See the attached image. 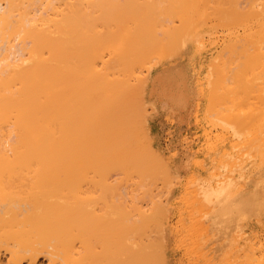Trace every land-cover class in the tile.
Listing matches in <instances>:
<instances>
[{
  "label": "bare ground",
  "instance_id": "1",
  "mask_svg": "<svg viewBox=\"0 0 264 264\" xmlns=\"http://www.w3.org/2000/svg\"><path fill=\"white\" fill-rule=\"evenodd\" d=\"M119 1L120 0H99L97 3H94L92 0L93 4H91V2L89 3V5H87L88 0L87 2H85L87 4L79 0L78 2H81V4H83L84 6H89L88 8H85L87 6L83 7V5L81 4L80 6L79 4L76 5L77 2H73V0H0V248L2 246L6 247V250L8 252V264H44L42 262V259H45L47 261V264H156L159 263L157 261L158 257L161 258L160 254L162 255L164 253L163 241L161 243L162 247L160 242L158 241L159 239L161 241V238L158 236V239L157 235H155L156 237L152 235L154 238H157L156 240L158 241V244L155 245L151 241L152 236L148 237L147 234L149 233V231L147 232L148 229H150V231L152 230V227H150L149 224L155 226L157 222H159V220L155 221V224L152 223L153 221H150L153 218L155 211H167L165 202L163 204V201H158L159 199L157 200L156 195L154 194L155 191L152 192L151 190L153 188H151L150 185H152L153 181L151 180L152 176L150 178V175L148 174L151 172V175H153L154 171L152 172L151 170L148 173V171H139L140 168L138 170L135 169L137 173L135 172L136 174H134L136 175L137 179L133 180L131 184H124L122 181L123 179H119L121 178V174L119 175V173H117V170L122 169L124 162L122 163L123 165L121 169L115 167L116 164H119V162L121 164V161L118 158L114 159L115 155L113 157L107 155L111 149H108L109 151L107 152L105 151L107 148L104 142L105 138L103 137L104 139L102 140V136L105 135V132L108 133V135L110 134L109 136L111 137H114L115 135H119L122 137L129 135V126L133 121H129V123L126 118L131 115L132 117L137 118L138 116L140 117L139 114H141H135V112L137 111V107L134 106L136 108H134L135 112L132 108L130 109L133 110L131 111V115H127V113H129L127 111L129 110V106L133 107L132 105L138 104L133 101V97L130 95L131 90L129 87H131L132 85L131 76L135 75L136 70H139L140 67L146 65L148 62L151 63V59L153 58V56H155L152 54L151 57V51L149 50L150 48H148V46L151 47L150 43H145L147 44V48H144L145 45H142L144 44L143 39H145V41H147L148 39L149 42L150 40L151 42L152 40L158 41V37L161 35L160 39H164L165 41V38L167 37L165 36L163 38L162 33L159 35L157 34L158 36L153 34L155 32L151 33L150 30L152 29V27L149 30L151 34L147 32L149 34H146L147 36H142L143 34L141 32L143 31H139V33L135 35L137 25L138 29L142 30L143 27L141 28V24L144 22V20L151 21L153 19L155 20V18L157 17L158 19H160L161 23L158 19H156V21L158 22H155L157 23V25H161L163 22V25L161 27L164 30V22L165 24H168L171 17L169 18V21H167L169 12H165L166 14H164L160 10L161 7L157 5H163L165 9L170 8V11L171 9L173 10V7L175 8L174 10H176V8L178 10L181 8L182 10L183 5L181 4V1L179 2L177 0L178 4L180 3V5L182 6L181 7L180 5H178L180 6V8H178L176 7L175 2V6H172V0H167L168 3L165 0V3L167 5L170 6V2L172 6V8L171 6H168L166 8L164 6L165 3L163 2V0H157L159 1L158 3L161 4H155L157 1L155 2L154 0V4L153 2L151 3L148 0H145L146 3H149L146 4V8L144 7V10L146 11L147 9L150 12L144 11L143 13H146L144 14L146 15V17H142L140 16L141 14L138 13V10L141 4L144 6V0H136L139 2L141 1L140 5L139 2H137L138 5L134 6L135 8L138 7L136 9L133 8L129 0V3L127 2V0H124L128 4L125 3L122 5V3L120 2V4L123 6L122 8L126 7L129 9V7L131 6L133 9L130 7L129 11L132 10L130 13L133 12L134 17H137V19L139 18L138 22H136L134 18L130 17L134 21L133 22L129 20L131 22L130 26L136 22V25L134 26L133 24L132 26L136 28H133L135 31L130 29V31H128L125 28L128 26V22L126 21V23L123 25L122 20H124L125 18L128 19L129 17L125 16L124 19L120 17H123L122 15L128 13L129 11L125 9L127 11H125L124 13L119 11V15L118 13L116 15L114 14L118 12V10L116 11L115 9H113L115 7H113V5L115 3L118 4ZM207 1L205 2L207 4L209 3L210 5V1ZM220 1L221 0H213L212 5H215V3L218 2L221 6L218 7L216 4L215 12H220L218 14H221L222 17H224L225 21L228 22L229 20L227 18H230L231 16V12L229 13V11H231V9H233L232 11L236 10L234 11V15L232 13L233 16H231V20H234L236 24H238L237 22L242 23L245 21L250 26V30L251 28H257V30L259 29V33L257 32L258 36L256 32L253 33H255V37H257L256 39H258L259 41L261 40V42L263 41L264 45V0H235V4L233 0L232 4L230 3V0H226L228 2L227 3L225 1V3H227V6L225 5L226 7L222 3L224 1H221V3ZM135 2H133V4H135ZM206 3H204V6L206 5ZM109 4H111L112 6L111 10H109L106 6ZM188 4L187 9L188 7H190V4ZM222 4L224 6L223 8ZM229 4L231 5V7L234 4L235 8L228 7ZM61 5H63V7H60ZM151 6L155 7L156 9H154L153 7V10L149 9L151 8ZM157 7H159L160 9H157ZM163 7L162 9L164 11L165 9ZM208 7L207 9L209 10ZM216 7L218 8V10ZM117 8L120 9L119 6ZM224 8H226L227 10L228 8L230 9L228 10V14L227 12L223 11ZM140 9L143 8L140 7ZM219 9L223 12L219 11ZM133 10H136L135 13H137L139 17L135 16ZM174 10L173 12H175ZM182 11L181 13H183ZM186 11L188 12V10ZM210 11L212 12V9H210ZM61 13L62 15H60ZM93 14H96L97 16L103 15L102 18L100 16L99 19L97 16L95 18L100 20V25L102 24V26L104 25V28H107L106 30H104L107 31L106 33L102 34L101 32V35L100 33H97L100 36L97 35V37L99 36V38L96 37V41L97 39L101 40H98L99 46L101 47L98 46L99 48L97 49V52H90L88 48H86L88 47V44L90 45L91 43L87 41V39L91 36L92 33V26L91 28L89 27L91 29V31H89L86 24L89 23V21L91 20L89 17ZM176 14L177 13L175 12L174 15ZM211 14L212 16L218 15L215 13L213 14V12ZM115 16H118V18L114 19L113 21V18H115ZM183 16L186 17L187 15ZM149 17L151 18V20ZM160 17L166 18L167 20H162V18ZM108 18H110L111 22H113L112 24L109 21L110 19L108 20L109 23L112 24L111 27H107L108 25H110L109 23H106L108 21L103 23L101 21L102 19L104 21ZM98 20H96V23ZM140 20L141 22H143L139 25ZM164 20H166L168 23H166V21ZM93 21H95V19ZM180 21L182 23L185 20ZM155 22L153 23V25H155V28L157 27V29H159V25L157 26ZM232 22L233 21H231V23ZM104 23H106V27ZM146 23L147 22H145V24ZM89 25L92 24L89 23ZM97 25L96 27H98ZM189 25L191 26V24ZM146 27L149 28V26ZM180 28L181 27H179L178 29ZM245 28L246 27H244V29ZM183 29L181 28L180 30L182 31ZM186 29L187 28H185L184 30ZM171 30L173 29L171 28ZM96 31H98L97 28ZM190 31L189 33H187L188 35L190 34ZM157 32L160 33L159 31ZM162 32L164 36L166 31L164 30ZM244 32L246 31L244 30ZM93 34L91 37H95V35ZM174 34L176 35L177 40L178 35L177 33ZM140 35L143 37V39ZM165 35H167V33ZM180 35L182 36V34ZM83 39H85L84 42ZM188 39L189 41L191 40L190 37H188ZM248 39L245 38L244 41H248ZM179 40L182 41L180 36ZM85 41L87 46L85 48H81L82 44H85ZM168 41L166 40L165 42L170 46L171 44H169ZM234 41L236 42V40ZM255 42L258 41L250 40V42L248 41L247 43L255 44ZM237 44H240L239 41ZM237 44L236 46H238ZM97 45H93L94 49ZM257 45L255 44V47L257 46L258 48L260 46L261 49H264L262 43H257ZM152 47L154 48V46ZM248 47L247 50L249 49ZM242 48L245 47L243 46ZM84 49H87V52H84ZM254 49L255 48L251 50L254 52ZM225 51L228 52V50ZM229 51L231 52V54H229V52L228 54L232 55L231 60L234 61V64H232L233 62H229L230 64L235 65L236 62L234 57H238L239 55H237V53L236 56H234L232 54L233 51ZM237 51L238 50H236L235 53ZM107 54L109 55V57H106ZM256 54H258V51ZM242 55L243 54H241L240 56ZM220 56L222 57L224 55L222 54ZM251 56H253V53ZM221 57L216 58L217 61L219 59V66L220 60L221 62H223L222 60H224L223 58L221 59ZM225 57L226 60L224 62H227V59H229L230 56L228 57L227 55L224 56V58ZM261 57H263L262 59H264V56ZM236 59L238 60V58ZM247 63L250 64L248 61ZM241 64H238V66ZM262 64H264L263 61ZM153 65V63L149 65L150 70H148L150 73L147 75V78L145 77L146 79H144L143 81L141 80L142 87H140L141 85L139 86L140 90H142L141 93H139L141 94V99L144 100L145 104L151 105L153 102L151 103V100H148V92L150 93L151 90H161V93L165 98V102H168V104L170 103L171 105H183V103L186 101L183 90H189V84L187 82V71L181 67L179 62L174 65L160 66L154 70L152 69L151 71ZM221 65L222 67L224 66V64ZM250 65H252V63ZM246 66L247 64L244 68H246ZM240 67L242 68V66ZM229 68L230 67H228L227 69ZM234 68L236 69L235 66ZM254 68L260 70V67ZM224 70L226 69L224 68ZM247 70H249V68H247ZM229 73L232 72L230 71ZM233 73L231 75H233ZM246 74L247 73L242 74L244 78ZM231 75L230 81L231 79H233ZM247 75H249V73ZM234 76L238 77L236 75ZM257 78L259 79V77ZM241 80L243 81V78ZM249 80L251 79L249 78ZM254 80H256V77H254ZM257 81L263 86L258 88L261 91L264 90V82H259V80ZM247 82L249 83V81ZM236 83L237 82H233V85H235ZM239 84H241L240 81ZM219 86L221 87L222 85ZM227 87L234 88L233 86ZM248 87L247 90H250L248 89ZM258 88H256L257 93H259ZM213 91H210V93ZM261 91L260 93L262 95L263 91ZM246 92H242V95L244 97L246 96V94L250 96H253L254 94L256 96L257 94L254 90L248 91L249 93L253 92V94H249L248 92ZM215 93L216 92L212 93V95L210 96L213 97V94ZM239 94L240 93H238L237 95L241 98L242 96L241 94ZM222 95L219 96L222 97ZM237 95L234 96L237 97ZM248 95L246 97L249 98ZM263 95L260 96L259 94L260 97L264 98ZM259 96L257 98H259ZM238 97L237 99H233L238 100ZM215 98L212 101L216 100L215 105H217L218 101L220 102L221 98L218 99V101ZM128 101H132V104H129L127 108V103H129ZM212 101L210 100L211 103ZM240 101L243 100H238L236 104L233 102L234 105H231V103L229 102L227 103L228 105L225 104V102H222L226 106L231 105L234 107L236 105V107L240 108ZM258 102H255L256 104L253 103V105L258 106ZM263 102L261 101L262 107L264 106ZM250 103L249 105H251ZM215 105H211L212 108L209 111H213L212 109ZM244 105L247 104H243V108L245 107ZM257 106L256 108H258L259 111L260 107ZM139 107H141L140 104ZM145 107L146 106L143 105V108ZM242 107L241 110L246 109H243ZM219 108H221V106H219ZM249 108L250 107H248L247 109ZM227 109L228 108L226 107V111ZM234 109L236 110V108ZM224 110L225 109H223V111ZM228 110H230V108ZM261 110L264 111V109L262 108ZM258 111H256V114L260 113V111ZM263 111L261 112V114L264 113ZM230 112H232V110ZM245 112L242 113L239 117L242 118V115L244 117H247L246 114L248 115L249 113L245 114ZM223 114H225V116ZM223 114L221 116L226 118L227 116H230V113L229 115H227L226 113ZM141 116L144 118L142 119L144 130L143 133L145 134L144 136H146V138L151 141L153 138L151 134L152 129L150 130L147 114L142 113ZM233 116L236 117L237 114L234 113ZM251 117L255 120L253 116ZM232 118L233 117L231 115V119L229 120L232 121L234 119ZM246 119L248 122V118ZM256 120H258V118ZM239 122L240 120L237 121V124ZM241 122L243 124L245 123V121ZM259 122L257 121V123ZM134 124H136V122H134ZM240 125L238 129H241ZM254 125H256V123H254ZM244 127L241 129L242 131L245 130ZM131 131L132 130H130V134ZM235 132L237 133L236 130ZM126 137H128L129 139V136ZM252 144H254V142ZM260 144L258 143L257 146H259ZM79 145L81 152L78 151V149L76 150L80 153L79 155L84 152L85 158L83 155V165H78L77 158H74L72 160V157H74L73 155L75 154L74 149L76 146L78 148ZM253 146L249 147L254 148ZM263 146L261 145V147ZM109 147L110 146H108V148ZM130 147H132L131 150H134L133 146ZM111 148H113V144L111 145ZM104 151L106 152V154H104ZM136 151L138 152V155L135 156L136 158H132L133 155L132 157L130 156L133 161L136 160L137 157H139L140 159L142 158V156H139L141 155V153H139L138 150ZM157 153L158 152L156 151V154ZM76 155H78V153ZM158 155L159 154H157L156 156ZM254 155L256 156V154ZM70 156H72L71 161L69 160ZM111 157L114 159L113 165L115 164L114 166L112 165V167H115V169L117 168V172L115 171L116 173L114 172V169L113 171L108 170L110 169L109 162H112ZM91 158L92 162H94V169L92 168V170L87 169V165L91 163L89 161V159ZM126 158L127 157H125V159ZM61 159L65 161V163H63L64 166L62 169L60 168ZM148 160L151 159L148 158ZM140 162L145 164L144 162L139 161V165L135 163V165L133 166H136L137 164V166L140 167ZM151 162L152 160L146 164L149 165L150 163V165H152ZM143 168L147 169L149 167L146 165V168L144 166ZM162 168L164 169L163 166ZM262 169L264 170V162ZM114 174H116L117 176ZM118 175L120 176L119 178ZM114 176L116 177L114 178ZM234 180L237 181V178L234 177ZM229 187L232 186H226L223 188L222 186H220L219 188H221V192H219L217 196L215 195V201L218 205L216 209L217 212H219L220 218L221 215H223V210V212L227 214H229L230 212L234 213L235 211L239 213L241 211L246 215V213L244 212L245 209L240 207L242 201H233V196L235 194L232 193V191L230 190L231 188L228 189ZM207 196L209 197V200L207 202H209L210 199H215V196L214 194H212V192H208L206 197ZM72 198L75 200H73ZM255 200V192H253V207L257 205V201ZM253 207L251 210L252 212H247L248 215L255 211ZM238 220H240V218ZM226 223H228V221H226ZM183 225L185 224L183 223ZM156 226H158V224ZM156 228L155 231L159 229ZM157 232H159V230ZM207 235L209 234H206V236ZM153 237L152 239H154ZM179 240H177V242ZM164 255H162V257L166 258V256L164 257ZM163 261L165 260L163 259ZM3 262L4 261H2L0 257V264H4Z\"/></svg>",
  "mask_w": 264,
  "mask_h": 264
},
{
  "label": "rangeland",
  "instance_id": "2",
  "mask_svg": "<svg viewBox=\"0 0 264 264\" xmlns=\"http://www.w3.org/2000/svg\"><path fill=\"white\" fill-rule=\"evenodd\" d=\"M64 1H66V0H64ZM74 1L77 2V4L76 3H74V4H76V5L79 4V6H80L81 2H78L79 0L78 1L73 0V2ZM81 1L83 3L87 2V0H81ZM98 1L99 0H95V1L93 0L94 3H97ZM135 1L129 0V2H131V4H132L133 8H135L134 6L135 5L137 6L138 5L137 2H139V1H136V2ZM148 1L151 3L153 2V4H154L157 0H154L155 2L153 0H148ZM178 1L182 2L181 4L183 5V8H182L183 11L181 10V8H180L181 5H180V3L178 4L177 0H172V3H173L172 6L174 5V2H175L176 7L180 8L179 10H181L183 13H181V11H179L177 8H176V10H178V11L174 10L175 8L173 7V10L177 13L176 15H174L175 12H173L172 9H171V11L173 14L171 13L170 8L165 9L163 7V5H161V6L157 5V6L161 7V9L159 7H157V9H160L164 14L169 12L168 17H167L168 20L166 18L160 17V18H162V20L166 19L167 21H169V18L171 17L170 22H169L170 24L166 20H164V21H166V23L169 24V25L165 24V22H164V26H165L164 30L166 31L165 34L167 33V35L164 34V36H163V32H162L164 30L161 27L163 25V22L161 25L158 24L160 30L157 29V27L155 28V25H153V23L156 21V19H158L157 17L155 18V20L153 18H152L153 20H151V18L149 17L151 21L144 20V22L142 21L143 23L140 20L139 25L142 23L141 28L143 27L145 29L142 28V30H139L138 25H137L138 31L137 30L135 31L134 29L136 27H132V26H133V24H134V26L136 25V22H138L139 18L137 19V17H134L133 12L130 13L132 11V10L129 11L131 6L129 7V9L126 7L122 8L123 4L129 3L128 0H127L128 3L125 2L124 0H122V1L120 0L118 3L119 5L117 3H115L113 5V7L115 6L113 9H115L116 11L118 10V12L115 11L116 12V13H114L115 15L117 13L119 15L120 14L119 11H121L123 13L127 10L129 11L128 12L129 14L125 13L124 15H122L123 17H120L123 19L125 18V16L129 17L128 19L125 18L124 20H122L123 25L126 23V21L129 23V24L127 23V25L129 27L127 25H126L127 27H125L128 31H130V30L135 31V35L138 34L139 31H143V32H141L143 34L142 35L143 37L147 36L153 32H155V33H153L154 35H157V34L159 35L162 33V37L164 38L165 36H167L168 38L166 37L165 39L167 41L169 39L168 42H169V44H171L169 46L165 42L166 40L164 41V39H160L161 35L158 37L161 41L159 39H158V41L152 40L153 44H152L151 40H150V42L148 39H147V41H145V39H143V37L140 35L142 37V39L144 40V44H142L143 46L145 45L144 48H147V44H145V43H147V42H148V44L150 43L151 47L148 46V48H150L149 50L151 51V57H152V54L155 56H153V58L151 59V63L148 62L146 65L140 67L139 70H136L135 75L131 76V82H132L131 87L132 88L129 87L131 90L130 95L133 97L132 98L133 101H135L138 104L132 105L133 107H131V106H129V104H132L131 103L132 101H130V102L128 101L129 103H127V108L129 106V110H127V111L129 113H127V115L128 116L131 115V113H132L131 111H133L135 107H137V109L135 108L137 111L139 109L138 112L137 111L135 112V110H134L135 114L136 113H138V114L139 113H141V114L145 113V114H147V117L150 114L149 105L145 104L144 100L141 99L142 98L140 96L141 94H139L142 91V90H140V87H142V85H141L142 81L144 79H146L147 75L150 73L149 72V70H150L149 65L152 63L154 64L153 67L151 68V71H152V69L154 70L160 66L174 65L177 62H179V64L181 65V67L184 70H186L188 72V69H189L190 74L195 79L196 89L197 90H207V94L205 95L206 97L204 98V100L202 102V110H205V108H206V111L208 112V113H206V115L203 113L204 117H206L208 119L207 120L208 123H207V126H205V127H199L197 133L194 136V140H195V146H194L195 151H194V153L198 154V155L204 154L203 152H207V154H211L212 152H217L220 150V144L221 143L222 144L228 143V146L225 148L224 155L222 157L218 158V157L213 156L212 158L209 157L208 159L195 158V159L189 160V162H191L190 168L193 167V169L190 170L191 173L186 174V175H179L177 170H176V166L181 167L183 164H181V165L177 164L176 166H174L173 164H174L175 160L169 158L167 155L168 153H165L163 151V149L159 148L153 142V140L149 141V139H147L146 136H144L145 134L143 133L144 130H143V125H142V119H144V118L141 116V114H139L140 117L138 116L137 118L132 117V115H131L127 118L125 117L128 120V122L133 121L131 123L129 122L130 123L129 135H126V136H129V139L126 136L122 137L119 135H115L116 137L112 136L114 138L113 139L111 136H109L110 134L108 135V133H106V132H105V135L102 136V140L105 138L104 142H105L106 148H107L105 151L106 152L109 151L108 149L112 150V151L110 150L107 155H110L112 157L115 155L114 159L118 158L121 161V164L119 162V164H116L115 167H118L121 169V167L123 165L122 163L124 162V165H123L124 168L122 167L121 170H117V168L115 169V167H112L114 159L111 157L112 162L111 161L109 162V164H110L109 168L110 169H108V170L113 171V169H114V172L117 170L118 172L117 171L116 172L119 173V175L121 174L120 175L121 178H119L120 177L119 175H118V178L120 180L123 179L122 181L124 184H126V183L131 184L133 182V180L137 179V177L135 175L137 173V171H135V169L138 170L140 168L139 171H148V173L151 170H152V172L154 171L153 172L154 174L152 173L153 175H151V172L148 174V175H150V178L152 176L151 180L153 181L152 185H150L151 188H153L151 190H152V192L155 191L154 194L156 195V199L157 200L159 199L158 201H160V202L163 201V204L165 202V205L167 207V211L166 210L165 211L161 210V212H159L160 210L155 211V214L150 221H153L152 223H155V221H158V220H159V222L160 221L161 222H160V224H159V222H157L158 226H156L157 224L155 223L156 224L155 226L157 228L154 225H153L154 226L153 227L152 225L149 224V226L152 227V230L151 231H150V229L147 230V232L149 231V233H147L148 237L152 236V235L153 236L157 235V238H158V236L161 238V241L158 238L159 239L158 241L160 242V244L163 241L164 253L162 255L165 254L164 257L166 256V258H163L162 255L160 254L161 258L158 257L157 262H159V263H156V264H264V210H263V208H264V170L262 169L263 162H264V157H263L264 154H262V153H264V146H263L264 145V138H263V136H264V133H263L264 132V130H263L264 129V127H263L264 126V121H263L264 113L261 114V112L263 111V110H261V108L264 109L263 108L264 106L262 107L261 101L263 102L264 98L260 97L264 94V90H262L263 94L261 95V93H260L261 90L259 88L263 87V86L261 83H260L261 84V86H260V84L257 81V80H259V82L260 81L264 82L263 81L264 80L263 79V77H264V73H263L264 72L263 71L264 70V68H263L264 64H262V61L264 62V59H262L263 57H261V56H264V52H263L264 49L263 48L261 49L260 46L258 47L259 49L257 48V46H258L257 43L258 44L262 43V45H263V41L261 42V40L259 41L258 39H256L257 37H255V33H253V32H256V34L258 36V33H259L258 30L259 29L257 30V28L256 29L251 28V30H252L251 31L250 26L245 21L242 23L237 22L238 24H236V22H234V20H231V16H233L235 14L234 11H236V10L232 11L233 9H231V11H229V13L231 12V14H230L231 16H230V18H227V19L230 22L229 21L227 22V21H225L224 17H222L221 14H218L220 12H218V11L215 12V5L216 4L218 7H221L218 2L217 3L214 2L215 5H212L213 0H209L211 3L209 5V3L207 4L205 2L207 0H188L189 4H190L189 5L187 0H178ZM209 1H207V2H209ZM221 1H224L222 3L224 4V6L225 5L227 6L228 2L226 0H221ZM221 1H220V3H221ZM225 1L227 3H225ZM230 1L229 2L231 4L233 1L235 4V0H233V1L230 0ZM91 2H92V0H88V4L87 3H85V4L89 5V3H91ZM93 2L91 4H93ZM120 2L122 3V5L120 4ZM133 2H135V4H133ZM144 2H145L144 6L141 4V1L139 2V5L140 4L142 5V6L140 5V7L143 9H140V7H139V10L137 9L138 13L141 14L140 16H142V17L143 16L146 17V15H144L146 13H143V12L145 11L144 9L146 8V4L149 3V2L146 3L145 0H144ZM158 2L159 1H157L155 4H161ZM163 2L165 3V0H163ZM166 2H167V0H166ZM204 3H206L205 6H204ZM169 4L171 6L170 2H169ZM187 4L190 6V7H188V9H187ZM223 4H222V8L224 7ZM234 4L232 7L235 8ZM81 5H83V4H81ZM87 5H85V6H87ZM178 5H180V6H178ZM85 6L83 5V7H85ZM106 6L108 7L109 10L112 9L111 4L106 5ZM118 6L120 7L121 10L119 8H117ZM164 6L167 8L169 5H167L165 3ZM172 6H171V8H172ZM60 7H63V5H61ZM88 7L89 6H87L85 8H88ZM152 7L153 6H151V8H149V7H147V8L153 10ZM155 7H156V5H155ZM155 7H153V8L156 9ZM162 7L166 11L165 10L163 11ZM207 7L209 8V10L207 9ZM228 7H231V5L229 4ZM136 8H138V7H136ZM125 9H127V10H125ZM185 9L188 10V12ZM210 9H212L213 14L215 13L218 15L212 16V14H211L212 12L210 11ZM167 10H169V11H167ZM217 10H218V8H217ZM228 10H230V9L228 8ZM228 10L226 8H224L223 11L227 12V14H228ZM148 11L149 10L146 9L145 12H148ZM208 11H209L210 15L208 14ZM219 11H221V10L219 9ZM223 11H221V12H223ZM135 12H136V10L134 11L135 16L139 17V15ZM232 13H233V15H232ZM60 15H62V13ZM183 15H187L186 16L187 18ZM96 16H97L96 14H93L89 17L91 19L89 21V23L92 25H89V23L86 24L89 31H91V29H92L91 36L93 33H94L93 35H95V37L94 36L93 37L90 36L91 38L89 37L91 39V41L89 38L87 39V41L91 42L90 45H92V46L97 45V44L98 45L95 47V49H94V46L92 48V46H90L89 44H88V47H86L87 44L85 41V44L83 43L84 45L82 44V47H81V48H85V47L88 48V50L90 52H97V49L99 47H101V46H99V42H98L99 39H97V41H96V37H97V35H99L97 33H100V35H101V32H102V34L107 32V31H104L107 28H104V25L102 26V24L100 25V23H99L100 20H98L100 17L102 18L103 15L102 16L98 15L97 16L98 19L95 18ZM130 17L134 18L136 20V22L133 23L134 21ZM220 17H221V19H220ZM116 18H118V16H115V18H113V21ZM208 18H209V20H208ZM92 19L93 20L95 19V21H93ZM109 19L110 18H108L107 20H104V21L102 19L101 21L103 23V22L108 21ZM140 19H141V17H140ZM96 20H98L97 21L98 25L96 23ZM129 20L133 21L132 22L133 24L131 26H130L131 22ZM158 20L160 22V19H158ZM180 20H182V21L185 20V21H183L181 23ZM109 21H110V23L113 24V22H111V19ZM109 21L106 23H109ZM231 21H233L234 23L233 22L231 23ZM145 22H147L146 24H150V25H146ZM156 22H158V21H156ZM106 23H104L105 27H106ZM174 23H176V24H174ZM244 23H246V24H244ZM112 24L108 25L107 27H111ZM178 24H181V25H178ZM189 24H191L192 27ZM96 25L98 27H96ZM156 25H157V23H156ZM91 26H92V28H91ZM146 26H149V28ZM151 27H152V29L150 30ZM166 27H168V28H166ZM179 27H181L182 29L183 28L184 29L187 28V29L186 30L183 29L181 31L180 30L181 28L178 29ZM244 27H246V28L244 29ZM96 28L98 31H96ZM100 28L102 29V31ZM171 28L173 30H171ZM149 30L151 33L149 32ZM244 30L246 32H244ZM157 31H159L160 33H158ZM184 31H185V33H184ZM189 31H190V34L188 35L187 33H189ZM147 32H149V34ZM174 33H177V35H178L177 40H176L177 37ZM180 34H182V36ZM171 35H173V36H171ZM187 35L193 41L190 40L191 41L190 42ZM99 36L97 38H99ZM179 36L181 37L182 41L179 40ZM201 36H202V38H201ZM243 36L247 39L250 38V39H248L249 42H250V40H253V41L257 40L258 42H255V44L257 46L255 47L254 43L248 44L247 43L248 41H244L245 38ZM185 37H187V38H185ZM239 37L241 39L242 38H244V39L241 40ZM173 38H174V40H173ZM183 39H184V41H183ZM84 40L85 39H83V42H84ZM234 40H236V42ZM93 41H95V42H93ZM99 41H101V40H99ZM238 41L240 44H237ZM240 41H242V42H240ZM230 42L232 45L230 44ZM94 43H96V44H94ZM246 43H247V45H246ZM236 44L238 46H236ZM152 46H154V48ZM223 46H226V47H223ZM243 46L245 48H242ZM170 47H172V48H170ZM229 47H230V49H229ZM247 47L249 48L248 50H247ZM223 48H225V49H223ZM250 48L252 50H253V48H255V49L257 48V49L256 50L254 49V52H253ZM242 49H244V50H242ZM81 50H83V49H81ZM86 50L84 49V52H87ZM92 50H94V51H92ZM225 50H228L229 54H231V52L229 50H232L233 51L232 54L234 56H236L237 53H238L237 55H239V56L241 54H243L242 56H240L242 58V61H241V58L239 56L234 57L236 63H235V65H232V64H234V61L231 60L232 55H229L228 52H226ZM236 50H238V51L235 53ZM152 51H153V53H152ZM257 51H258V54H256ZM260 51L262 54L260 53ZM252 53H253V56H251ZM222 54L224 56H227V55H228V57L230 56L229 59H227V62H224L226 60V57L224 58V56H222V57L220 56ZM225 54H227V55H225ZM106 57H109V55L107 54ZM219 57H221V59L222 58L224 59V60H222L223 62H221V60H220V66H219V62H218L219 59H218V61L216 60V58H219ZM236 58H238V60ZM229 61L231 63L232 62L233 63L230 64ZM239 61H240V63H239ZM247 61L250 64L252 63V65L248 64ZM241 62H242V64H241ZM237 63L241 64V65L238 66ZM221 64H224V66L222 67ZM246 64H247V66H246V68H244ZM227 65H229V66H227ZM261 65H262V69H261ZM234 66L236 67V69L234 68ZM240 66H242V68ZM219 67H221V68H219ZM228 67H230L231 69L230 68L227 69ZM254 67H258V68L260 67L259 68L260 70H258L257 68L255 69ZM224 68L226 70H224ZM232 68H234L235 70ZM247 68H249V70H247ZM222 70H224V71H222ZM220 71H222V72H220ZM230 71L232 73L234 72L233 75H231L232 73H229ZM236 72H238V73H236ZM244 73H247V74L249 73V75L246 74L247 77L245 76V78H244L242 75ZM230 75L233 77V79H231V81L233 80L232 82L230 81ZM234 75H236L238 77H235ZM239 75H242V76H239ZM248 76L251 80H249ZM241 77L243 78V81L241 80L242 79ZM254 77H256V80H254ZM257 77H259V79ZM246 78H248V79H246ZM188 79L189 78H187V82L189 84ZM239 81L242 85L239 84ZM247 81H249V83ZM255 81H257V82H255ZM137 82H139V83H137ZM224 82H225V84H224ZM233 82L234 83L237 82L236 83L237 85L236 84L233 85ZM256 83H258V84H256ZM218 84L222 85L223 87L222 86L220 87ZM245 84H247L250 88ZM250 84H251V86H250ZM252 85H254V86H252ZM227 86H233L234 88H232V87L228 88ZM247 87L251 91L254 90L255 92H256V88L259 87L258 88L259 93L256 92L258 95L257 94H256V96H255V94L253 95L256 99L252 95L250 96V95L246 94V96L248 95L249 98L246 96L244 97L242 95V92L245 93L246 91L247 92L250 91V90H247ZM243 90H246V91H243ZM210 91H213V92L210 93ZM240 91H242V92H240ZM214 92H216V93L213 94V97L210 96ZM221 93L225 96H223ZM238 93L241 94V96H242L241 98H240V96L238 97V95H237ZM231 94H233V95H231ZM249 94H253V92L252 93L250 92ZM259 94H260V96H259ZM214 95L216 98L214 97ZM219 95H222V97H220ZM234 95H237L238 100H243V101L239 102L240 106L237 105L240 108L236 107V105L234 107L231 106L233 104V102L235 104H236V102H238V100H234V99H237V97ZM258 96H259V98H257ZM234 97H236V98H234ZM134 98H135V100H134ZM214 98L217 99V101H218V99L221 98V100L223 102H225V104H227L229 102V103H231V105L229 104L230 106H226V105H224V103L221 100H220L221 103L218 101V104L215 105L216 100H214L215 102L212 101ZM226 98L228 101L226 100ZM230 98L232 101L230 100ZM246 98H247V100H246ZM261 98H262V100H261ZM137 100H139L141 103ZM210 100L212 101V103L210 102ZM247 101H249V102H247ZM253 101H255L256 103L259 101L258 106L260 107V109H259L260 113H258V114H256L257 113L256 111H258V108H256L257 105H253V103L256 104ZM250 102H253V103H250ZM249 103L251 105H249ZM139 104L142 108H143V105L146 107L142 109L141 107H139ZM210 104L212 106L215 105L212 109L213 111H209L212 108V106ZM243 104H247V105H244L245 106L244 108H246V109L248 107H250V108L247 110L244 109L242 107ZM219 106H221V108H219ZM254 106H255L256 110L254 109ZM226 107L228 109L230 108V110L227 109V111H226ZM241 107L244 110H241ZM132 108H133V110H130ZM234 108H236V110L237 109L238 110L236 111ZM223 109H225V110L223 111ZM252 109H254V110H252ZM231 110H232V112L234 110L236 112L234 111L232 114V112H230ZM228 111L230 113L229 117L227 116V115H229ZM238 111L240 112V115H239ZM241 111H243V112H241ZM245 111H248V112H245ZM244 112H245V114L249 113L251 116H253L255 118V120L249 114L248 115L246 114L247 117H244L243 115H242V118L239 117ZM214 113H216L217 115ZM223 113H226V114L228 113L226 115L227 118L221 116ZM234 113L237 114L236 117H238L239 119L236 118L235 116H233ZM218 115L220 118L218 117ZM223 115L225 116V114H223ZM231 115L234 118V119L232 118L233 119L232 121L229 120V119H231ZM256 117L258 118V120H256L257 119ZM246 118H248V122H247ZM136 119H138V120H136ZM226 119H228V120H226ZM243 119H246V120H243ZM238 120H240V122L237 124ZM241 121H243V122L245 121V123L243 124ZM257 121L258 122L260 121V122L257 123ZM134 122H136V124H134ZM249 123H251L252 125ZM254 123H256V125H254ZM261 123L263 124V126ZM239 125H240L241 129L245 126L244 127L245 130L243 129L244 131H242L241 129H238ZM246 125L249 127H247ZM259 125L263 128H261ZM233 127H235V128H233ZM130 130H132L131 134H130ZM219 130H221V131H219ZM235 130L237 131V133L235 132ZM238 132H239V134H238ZM133 133H135V134H133ZM230 137H231V139H230ZM255 138H256V140H255ZM126 139H127V141H126ZM259 140H262V141H259ZM251 141H253L254 144H252L253 142H251ZM258 143L259 144L261 143V144L259 146H257ZM110 144L111 145L113 144V148H111ZM253 145H255V146H253ZM261 145L263 147H261ZM108 146H110V147L108 148ZM130 146H133L134 150H131L132 147H130ZM249 146H253L254 148L249 147ZM79 147H80V145L78 146V148H77V146L75 147V149H74L75 154L73 155L74 157L70 156L69 160L71 161V157H72V160L74 158H77L78 165H83L82 159H83L84 152L81 155H79L80 153L77 152V150H76V149H78V151L81 152ZM245 148H247V149H245ZM136 150H138L139 153H141V155H139V156H142V158L140 159L139 157H137V159L133 161L131 159L132 155H133L132 158H136L135 156L138 155L137 154L138 152ZM156 151L158 152L157 154H159L158 156H156L157 155ZM248 151H251V152H248ZM106 152L104 154H106ZM77 153H78V155H76ZM242 153H243V155H242ZM244 154H246V155H244ZM254 154H256V156ZM125 157H127V158L125 159ZM84 158H85V155H84ZM148 158L152 160V162H151L152 165H150V163H149V165L146 164L149 161H151V160H148ZM109 159H110V157H109ZM128 159H131V160H128ZM126 160H128V161H126ZM89 161L91 162V163H89L91 165L88 164L87 169L92 170V168L94 167L93 166L94 162H92V158L89 159ZM139 161H142L145 164L140 162V167H139V166H137ZM160 161H162V162H160ZM63 163H65V161L61 159V162H60V168L61 169L64 166ZM135 163H137L136 166H133V165H135ZM142 164L145 168L147 165L150 168V170H149V168L144 169ZM158 164L160 165V167ZM236 164L238 165V167ZM162 166L164 167V169L162 168ZM111 167H112V169H111ZM201 169L202 170L206 169V176H205V174H200L202 172ZM240 170H241V172H240ZM114 172H112V173H114ZM171 173H173V174H171ZM114 175H116V174H114ZM116 176H114V178ZM234 177L237 178V181L234 180ZM256 179H257V181H256ZM239 180H241V181H239ZM246 182H248L249 185H252V194H253V192H255V198H256L255 201H257V205L253 207L255 209V211L250 215L249 220H248V224L245 223V220H240L238 223H236V226L234 228L232 225H229V223H226V221H224L222 219L220 220L219 212H217V209H216L218 205L215 201L216 196L219 194V192H221V188H219L218 186L222 185V188H223V184H225L227 186H238V187L243 186L245 188ZM242 183H244V184H242ZM257 183H258V185H257ZM215 185H216V187H218L217 189H215V187H214ZM253 186H254V188H253ZM257 186H258V188H257ZM224 187H226V186H224ZM208 192L209 193L212 192V194H214V196L216 195L215 199H210V201H211V202L209 201L210 203L207 202L209 200L208 199L209 197L208 196L206 197ZM156 193H159V194H156ZM161 193H162V195H161ZM157 196L158 197L160 196V197L158 198ZM161 197H163V198H161ZM165 197H167V198H165ZM203 199H205V200H203ZM73 200H75V199H73ZM203 210H205V211H203ZM206 210H207V212H206ZM156 213H158V214H156ZM241 213L242 212L240 211L239 214H241ZM242 214L245 215L244 213H242ZM182 222L185 225H183ZM191 224H193V225H191ZM155 228L156 229L159 228L158 229L159 232H157L158 230L155 231ZM196 228H197V230H196ZM236 228H238V229H236ZM183 229H184V231H183ZM185 229H187V230H185ZM165 230H166V233H165ZM187 231H188V233H187ZM183 232H185V233H183ZM188 234H189V236H188ZM206 234H209V235L206 236ZM152 237H151V241L155 245L158 244L157 243L158 241L156 240L157 238L153 237L154 239H152ZM162 237H163V239H162ZM180 238H182V239H180ZM196 239H198V240L200 239V240L198 241ZM149 240H150V238H149ZM177 240H179V241L177 242ZM161 247H162V244H161ZM0 249L2 250V251L0 250V257H1L2 261H4L3 263L8 264V261H7L8 252L6 250V247L2 246ZM161 259H162V261H163V259L165 261L162 262ZM40 261H41V259H40ZM45 261H46L45 259H42V262L44 264H45ZM39 263H41V262H39ZM46 264H47V261H46Z\"/></svg>",
  "mask_w": 264,
  "mask_h": 264
},
{
  "label": "crops",
  "instance_id": "3",
  "mask_svg": "<svg viewBox=\"0 0 264 264\" xmlns=\"http://www.w3.org/2000/svg\"><path fill=\"white\" fill-rule=\"evenodd\" d=\"M187 74L189 78V90H183L186 98L183 105H171L170 103L168 104V102H165V98L161 93V90H151L150 93L148 92L147 94L148 100H151V103L153 102L151 105L149 104L150 114L148 116L150 130L152 129V140L159 148L163 149L165 153H168L167 155L169 158L175 160L173 164L174 166L177 164H183L181 167L176 166V170L179 175L191 173L190 170L193 169V167L190 168L191 162H189V160L195 158L208 159L213 156L218 158L222 157L224 155L225 148L228 146V143H221L220 150L212 152L211 154H207V152H203L204 154L202 155L194 153V136L199 127H205L208 123V119L203 115V113L205 115L207 113L206 108L205 110H202V102L207 94V90H197L195 79L190 74L189 69ZM201 171L202 172L200 174H205L206 176V169H201ZM224 186L227 185L223 184V187ZM214 187L215 189L218 188L216 185ZM228 189L235 194L233 196L234 202L236 200L242 201L240 207L245 209L244 212L246 213V217L242 213L239 214L236 211L234 213L230 212L227 214L223 212V210V215H221L220 219H227L225 221H228L229 225H232L234 228L236 223L240 220H245V223L248 224L249 217L252 213L248 215L247 212H252L251 210L253 207L252 185H249L248 182H246L245 188L243 186H232ZM239 218L240 220H238Z\"/></svg>",
  "mask_w": 264,
  "mask_h": 264
}]
</instances>
